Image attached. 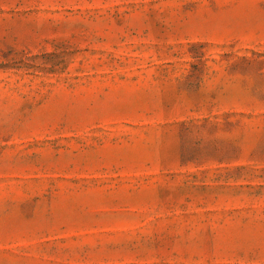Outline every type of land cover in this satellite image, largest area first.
<instances>
[{"label": "rangeland", "instance_id": "obj_1", "mask_svg": "<svg viewBox=\"0 0 264 264\" xmlns=\"http://www.w3.org/2000/svg\"><path fill=\"white\" fill-rule=\"evenodd\" d=\"M0 264H264V0H0Z\"/></svg>", "mask_w": 264, "mask_h": 264}]
</instances>
